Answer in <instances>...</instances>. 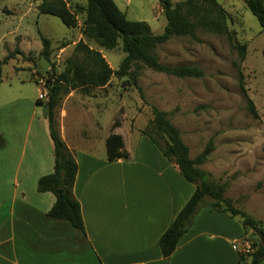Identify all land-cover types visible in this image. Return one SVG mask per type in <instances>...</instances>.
I'll use <instances>...</instances> for the list:
<instances>
[{"label": "rangeland", "instance_id": "1", "mask_svg": "<svg viewBox=\"0 0 264 264\" xmlns=\"http://www.w3.org/2000/svg\"><path fill=\"white\" fill-rule=\"evenodd\" d=\"M114 1L128 19L146 21L154 34L163 32L166 18L159 0ZM217 1L227 13L234 38L197 30L199 40L173 36L156 49L160 62L196 66L203 71L202 76L176 77L144 67L137 78L139 90L127 75H113L104 87L62 93L54 118L60 131L58 117L62 114L68 135L74 131L84 136L95 133L86 144H76L103 159L106 147L100 137L116 119L123 124L126 149L139 155L142 136L138 132L152 119L151 107L157 106L178 128L191 158L213 140L214 150L200 165L209 172L208 180L227 183L224 195L235 200L234 206L264 219V32L244 0ZM65 2L77 19L75 27H67L55 15L40 13L38 0H0V127L10 140H16L18 134L6 128H19L26 121V108L31 110L21 98L37 96L42 89L39 79L48 87L52 75L63 70L68 58L81 56L74 50L77 41L82 39L99 50L114 70L125 56L120 42L106 49L83 34L85 13L78 7H85L87 0ZM40 35L50 40L48 58L40 54ZM234 39L247 43L242 61ZM15 49L22 53H15ZM248 100L257 115L251 113ZM40 101L46 110L47 99ZM14 110L19 112L11 117ZM23 129L24 124L22 133ZM128 129L132 130L130 135ZM157 139L165 146L162 137ZM209 201L206 197L203 204ZM248 232L251 237L252 230Z\"/></svg>", "mask_w": 264, "mask_h": 264}, {"label": "crops", "instance_id": "2", "mask_svg": "<svg viewBox=\"0 0 264 264\" xmlns=\"http://www.w3.org/2000/svg\"><path fill=\"white\" fill-rule=\"evenodd\" d=\"M21 100L31 107L26 108L24 132L22 123L7 127L18 134L10 140L0 127L6 138L0 148V264H243L240 253L250 233H244L241 217L215 211L207 203L197 210L175 250L162 256L159 237L195 184L141 131V154L133 155L126 149L123 124L112 128L113 121L100 139L105 144L111 133L120 134L128 156L109 161L107 154L98 158L76 144H86L95 133L68 135L59 115L60 136L78 165L72 191L80 203L84 232L48 217L55 196L37 191L38 178L51 173L54 165L46 110L38 95ZM13 112L11 117L19 111ZM256 219L264 226V219Z\"/></svg>", "mask_w": 264, "mask_h": 264}, {"label": "trees", "instance_id": "3", "mask_svg": "<svg viewBox=\"0 0 264 264\" xmlns=\"http://www.w3.org/2000/svg\"><path fill=\"white\" fill-rule=\"evenodd\" d=\"M38 1L40 13L57 16L69 28L76 26L77 19L65 0ZM244 1L264 32V1ZM159 4L166 18V24L162 33L154 34L146 21L128 19L114 0H87L85 7H78L85 13L83 34L106 49H112L120 42L125 56L118 69L114 70L99 50L80 39L75 43L74 50L81 56L68 58L63 70L54 73L48 85L45 106L49 134L53 142L54 165L51 173L38 178L37 191H49L55 196V201L46 214L48 217L65 220L82 232L84 225L81 207L72 191L78 165L72 151L60 136L54 118V109L58 105L60 95L71 90L88 91L93 86L104 87L113 75H127L137 86L139 71L144 67L176 77H200L203 71L196 66H170L160 62L156 53L157 47L173 36H190L199 40L197 30L226 34L229 38H234L235 31L228 28L227 13L217 0H180L175 3L171 0H159ZM40 38L42 41L40 54L48 58L51 51L50 40L43 35H40ZM234 46L239 51L240 60H244L247 43L234 39ZM15 53L22 51L15 49ZM262 54L264 57V48ZM137 88L140 90L139 86ZM248 103L251 113L257 115L252 101L248 100ZM151 108L153 117L141 133L152 140L163 156L175 161L188 182L195 184L190 198L159 237L158 244L162 256L168 257L175 250L206 197H210L207 205L215 211L228 212L231 216L239 215L244 233L254 227H260L264 233V226L259 220L234 206L232 200L224 195L227 183L209 181V172L200 167L214 150L213 140L210 139L204 149L191 158L189 147L184 143L178 128L168 118L167 112L157 106ZM119 124L120 122L115 119L112 128ZM157 137L165 140V146L160 144ZM4 146L5 139L0 134V148ZM105 146L109 161L128 156L120 134L111 133L106 138ZM249 244V249L240 253V260L243 264H259L264 258V245L253 231Z\"/></svg>", "mask_w": 264, "mask_h": 264}, {"label": "built area", "instance_id": "4", "mask_svg": "<svg viewBox=\"0 0 264 264\" xmlns=\"http://www.w3.org/2000/svg\"><path fill=\"white\" fill-rule=\"evenodd\" d=\"M38 83H40L42 86V89H40L39 94H38V99L40 100L47 99L48 87L45 86L43 79H39ZM249 247H250V244L246 243V249H249Z\"/></svg>", "mask_w": 264, "mask_h": 264}, {"label": "water", "instance_id": "5", "mask_svg": "<svg viewBox=\"0 0 264 264\" xmlns=\"http://www.w3.org/2000/svg\"><path fill=\"white\" fill-rule=\"evenodd\" d=\"M252 231H253L254 233H256V235H257V237L259 238L261 244L264 245V233H263V231L261 230V228H260V227H254V228L252 229Z\"/></svg>", "mask_w": 264, "mask_h": 264}]
</instances>
